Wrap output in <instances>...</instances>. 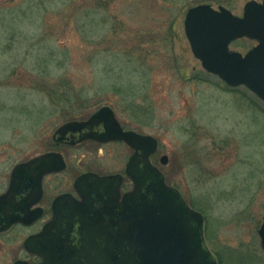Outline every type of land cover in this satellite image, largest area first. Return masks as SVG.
<instances>
[{
	"label": "rangeland",
	"instance_id": "374dc122",
	"mask_svg": "<svg viewBox=\"0 0 264 264\" xmlns=\"http://www.w3.org/2000/svg\"><path fill=\"white\" fill-rule=\"evenodd\" d=\"M246 1L0 0V190L13 165L52 148L57 126L109 105L158 140L151 161L204 215L218 264H264V102L204 70L183 27L192 5L242 15ZM59 147L67 167L47 179L50 195L78 171H122L131 153L123 143ZM28 231L0 233V264L25 258Z\"/></svg>",
	"mask_w": 264,
	"mask_h": 264
},
{
	"label": "water",
	"instance_id": "95a60500",
	"mask_svg": "<svg viewBox=\"0 0 264 264\" xmlns=\"http://www.w3.org/2000/svg\"><path fill=\"white\" fill-rule=\"evenodd\" d=\"M183 27L204 70L230 87L245 86L264 101V0L246 1L242 15L222 5L214 8L210 3H198L187 8ZM242 37L256 41L243 54L229 47ZM98 126L102 130H96ZM52 135L56 141L70 144L87 138L125 142L133 149L124 167L132 188L120 193V173L80 174L73 186L81 199L69 193L58 195L51 219L23 242L41 260L30 263L18 259L12 264H218L205 240L204 216L176 187L166 183L162 171L151 162L150 156L158 147L154 136L124 130L109 105L99 107L84 120L62 123ZM165 159L162 156L161 162ZM65 167L56 151L15 164L9 186L0 194V230L34 219L28 205L35 199L15 198L21 187L29 188L28 197L39 194L43 174ZM95 201L98 205H93ZM76 222L78 244L71 233ZM258 235L264 250V214Z\"/></svg>",
	"mask_w": 264,
	"mask_h": 264
},
{
	"label": "flooded vegetation",
	"instance_id": "af4514ba",
	"mask_svg": "<svg viewBox=\"0 0 264 264\" xmlns=\"http://www.w3.org/2000/svg\"><path fill=\"white\" fill-rule=\"evenodd\" d=\"M87 117H85L83 119H78V120H84ZM121 125H122L123 129H129L125 125H123V124H121ZM95 129L96 130H102V127L98 126ZM52 134H51V140H52L51 147L52 148L48 149L46 151L40 152L37 155H40V154L45 153V152H50V151L60 152V149H59L60 145L66 146V147H75L77 145H80V144H83V143H86V142H91L93 145L97 146L98 150H99V149H101V146L107 145V144H111V143H123V144H125L124 142L117 141V140L116 141L112 140V141L102 142V141L94 140V139H91V138L83 139L81 141H77V142H75L73 144H70V143H67L66 141H56L53 138ZM131 152H132V149H131ZM60 154L62 155L63 159L65 160L64 155L61 152H60ZM37 155H35V156H37ZM166 159H165V161H166ZM65 162H66V160H65ZM13 166H12V168H13ZM66 167H67V162H66ZM12 168L10 169V171H9V173L7 175V179L5 180L4 184L2 185L3 189L0 190V194L6 192L8 186H9V181H10V175H11ZM65 169H63L61 171H58V172L44 173L43 176H42V179H41V191L39 192V194L38 193H34V194L29 195V197H28V193L30 192V190H29V188H24V187H21V189L15 194L16 200L22 199V200H26V201L31 202L32 199H35L34 202L29 203V205H28L29 206L28 207L29 211L30 212L33 211L31 213V215L34 216V219L29 224H25V223H22L21 221H18V222L13 223L12 225L7 227L6 229L0 230V233H3V232H7L8 230L12 229L13 227H17V226L21 227V228H26V229L29 230L25 234V237L22 240V249L25 252V258H20L22 260H26V261H28L30 263H36V262L41 260L40 256L36 255L35 253H32V252L28 251L24 247L23 242L28 236L39 232L41 230L42 226L44 225V223L51 219V217L53 215L52 204H53L54 199L58 195L63 194V193H69L73 197H75L77 200L81 199L79 197L78 193L76 192L74 186H73V182H74L75 178L78 177L80 174L85 173V172H91V173H95L97 175L103 176V175H111V174L121 173V174H123L121 188H120L121 193L129 190L132 187V183H131L130 179L126 175H124V168H123L122 171H115V170H113V171H99V170H95V169L93 170V169L90 168V169H84V170L78 171L76 174L73 175V178L71 180V188L70 189H65V190L59 191L58 193L50 195L49 194V192H50L49 190H50L51 185H47L46 184L47 179H49V177H51V176H54V175H57V174L61 173ZM93 205H98V201H95ZM29 217H30V215H29ZM71 233H72V236H73V242L75 244H78V242L80 240V238H79L80 235H79V232H78V223L77 222L74 224L73 231ZM15 260H17V259H15Z\"/></svg>",
	"mask_w": 264,
	"mask_h": 264
},
{
	"label": "trees",
	"instance_id": "16d2710c",
	"mask_svg": "<svg viewBox=\"0 0 264 264\" xmlns=\"http://www.w3.org/2000/svg\"><path fill=\"white\" fill-rule=\"evenodd\" d=\"M95 1H97V6H100L101 4L104 3L105 0H95ZM203 1H204V0H203Z\"/></svg>",
	"mask_w": 264,
	"mask_h": 264
}]
</instances>
